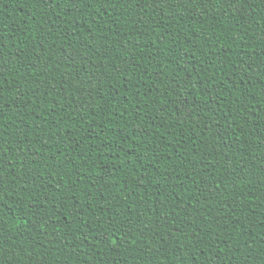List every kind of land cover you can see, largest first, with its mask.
Segmentation results:
<instances>
[{
  "label": "trees",
  "instance_id": "obj_1",
  "mask_svg": "<svg viewBox=\"0 0 264 264\" xmlns=\"http://www.w3.org/2000/svg\"><path fill=\"white\" fill-rule=\"evenodd\" d=\"M0 264H264V0H0Z\"/></svg>",
  "mask_w": 264,
  "mask_h": 264
}]
</instances>
